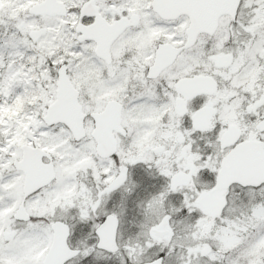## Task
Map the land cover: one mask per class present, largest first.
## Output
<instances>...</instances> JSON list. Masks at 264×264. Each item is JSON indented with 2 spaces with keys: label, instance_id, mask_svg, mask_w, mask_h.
Segmentation results:
<instances>
[{
  "label": "snow or ice",
  "instance_id": "obj_1",
  "mask_svg": "<svg viewBox=\"0 0 264 264\" xmlns=\"http://www.w3.org/2000/svg\"><path fill=\"white\" fill-rule=\"evenodd\" d=\"M0 264H264V0H0Z\"/></svg>",
  "mask_w": 264,
  "mask_h": 264
}]
</instances>
